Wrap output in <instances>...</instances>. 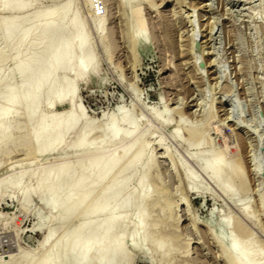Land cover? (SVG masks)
Listing matches in <instances>:
<instances>
[{"label": "rangeland", "instance_id": "obj_1", "mask_svg": "<svg viewBox=\"0 0 264 264\" xmlns=\"http://www.w3.org/2000/svg\"><path fill=\"white\" fill-rule=\"evenodd\" d=\"M22 1L32 6L22 13L0 11V18L24 16V30L38 14L68 3L69 17L83 26L94 58L95 70L76 83V103L85 118L66 144H75L78 132L87 128L95 130L90 138L96 151L113 119L124 133L142 135L130 156L146 149L143 162L123 176L135 174L127 199L132 201L139 193L150 202L120 209L119 215L130 218L129 233L140 229L137 220L147 214L142 223L148 227V239L135 251L132 237L124 238V250L132 259L128 264H230L225 253L237 241L252 244L264 258V0ZM138 19L145 23L141 40L134 36ZM28 57L21 56V62ZM68 108L60 104L57 110ZM24 127L7 143L8 150L28 139L30 129ZM29 149L22 146L0 158V180L6 178L0 185V264H24L30 254L27 264H38L49 250L58 251L60 240L75 223L84 221L85 212L120 175L121 165L96 189L94 201L80 216L57 225L59 210L49 198L44 194L26 198L24 189L35 188L34 170L44 174L64 155L72 163L90 157L71 155L65 147L52 158L38 160L27 156ZM195 154L197 158L192 157ZM220 155L224 170L213 180L204 163ZM12 163L29 170L21 183L8 177ZM234 171L238 173L232 176ZM225 182L228 192L221 189ZM157 224L160 228L154 227ZM52 226L53 242L38 249ZM159 238L169 247L155 248L150 240Z\"/></svg>", "mask_w": 264, "mask_h": 264}, {"label": "bare ground", "instance_id": "obj_2", "mask_svg": "<svg viewBox=\"0 0 264 264\" xmlns=\"http://www.w3.org/2000/svg\"><path fill=\"white\" fill-rule=\"evenodd\" d=\"M29 4H24L22 0H0V11L22 13L32 6L31 2ZM69 12L68 3L58 9L51 8L44 14H38L33 25L24 30H21L27 22L24 16L0 18V158L5 159L4 156H11L12 153L26 145L30 147L26 153L27 156H35L38 160L52 158L56 151L65 147L69 149L71 155L90 157L88 160L72 163L68 160V156L64 155L59 159L61 161L57 166L47 170L44 174L34 170L35 188L24 189L26 198L36 194H44L49 198V203L53 208L59 210L57 225L64 222L67 224L70 220H75L80 216L87 205L94 201L92 198L94 199L97 195L98 191L94 193L96 189L102 187L104 181L121 165L119 177L116 180L112 178L114 181L108 187L106 186L105 190L103 189L96 203L85 212L86 214L84 213V221L75 223L69 230V234L67 233L60 240V249L56 251L54 246L55 249L49 250L50 253L47 252L48 255L39 260L38 264H117L118 262L128 264L131 258L130 254L124 250L126 236L134 240L135 251L140 250L143 242L148 239V227L146 226V229L142 222L144 219L146 221L149 216L142 213L143 215L137 220L140 229L128 233L127 227L131 224V220L127 215H119V210L130 209L138 205L140 201L148 203L149 200L143 199L144 194L141 196L139 193L132 201L130 198V200L127 199L128 183L135 174H131L130 177H124L123 174L134 170L138 163L140 164L142 157L145 156L143 151L146 149H143L145 147L141 145L143 151L130 156L131 151L141 144L142 135L135 131L127 133L128 130L124 133L125 130L118 126V120L115 123L113 118L112 122L109 118L110 125L104 130L105 139L98 145L96 151L93 150L94 146L90 138L95 130H87V128L78 132L79 139L75 144L69 146L66 144L67 136L76 131L82 117L85 118V111L76 103V95L79 92L76 86L77 80L95 70L94 58L90 52L84 28L75 18L69 17ZM137 13L140 14V11L138 10ZM144 31L145 23L138 19L134 31L135 38L137 40L144 38ZM32 39L34 42L31 41ZM25 54H29L30 57L27 62L22 63L20 58ZM72 72L76 74L71 79L68 75ZM14 78H17L16 82ZM60 104H68L69 108L58 112ZM24 126L30 129L29 136H26L28 139L19 140L16 147H12L14 149L8 150L7 143L13 140L18 131L25 129ZM192 134L190 132V135ZM196 136L198 135L191 137L196 138ZM201 140V137L197 141L194 140L197 147L200 146ZM95 147L97 148V145ZM158 148L163 149L161 145ZM139 150H141L140 147ZM10 156H7V159ZM192 157L197 158V155H192ZM222 157V155L216 156L204 163L205 171L213 180L223 173L224 157ZM148 161L151 163L152 160ZM31 166L34 167V165ZM8 169L10 172L8 177L13 176L18 183L25 179L29 171L22 170L16 163H12ZM237 173L238 171H234L231 174L234 176ZM144 178L140 180L139 185H142ZM5 179L0 180V185ZM221 189L223 192H228L226 182L221 184ZM158 193L164 194V191H158ZM26 205L28 207V204ZM242 210L249 215L248 209ZM157 226L160 228L159 224L154 227ZM53 227L40 242L38 249H44L53 242L56 231ZM121 230L125 232L124 235L120 233ZM150 241L157 249L164 245L169 247L164 239ZM253 247L252 244L234 242L231 250L225 253L228 263L264 264L263 256L257 251L258 249L255 250ZM239 249L242 252L234 255V251H239ZM30 255L27 256L24 264H27Z\"/></svg>", "mask_w": 264, "mask_h": 264}]
</instances>
